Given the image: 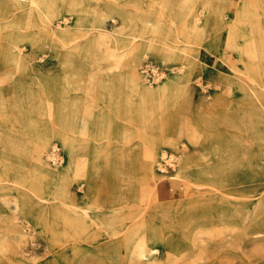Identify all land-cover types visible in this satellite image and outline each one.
<instances>
[{
  "label": "rangeland",
  "instance_id": "obj_1",
  "mask_svg": "<svg viewBox=\"0 0 264 264\" xmlns=\"http://www.w3.org/2000/svg\"><path fill=\"white\" fill-rule=\"evenodd\" d=\"M1 1L0 264H264V0Z\"/></svg>",
  "mask_w": 264,
  "mask_h": 264
},
{
  "label": "bare ground",
  "instance_id": "obj_2",
  "mask_svg": "<svg viewBox=\"0 0 264 264\" xmlns=\"http://www.w3.org/2000/svg\"><path fill=\"white\" fill-rule=\"evenodd\" d=\"M3 2L0 0V5H2ZM163 14H165V16L168 18L169 22H167V27H170V29L175 28V23L177 22L175 19V12H167L166 11H161ZM199 21V19H197ZM51 23V22H50ZM169 23V25H168ZM174 25V26H173ZM57 33H54L53 35H55ZM56 36V35H55ZM59 37L63 38V35L60 34ZM61 38V39H62ZM216 41V39H215ZM221 41V40H220ZM218 49V48H217ZM156 51H158V55L161 56V58L165 61H168L172 58L173 56V52L168 48V45L166 43H161V45H158V47H156ZM215 51V50H214ZM218 51V50H217ZM14 56L16 57V59L20 62H22V56H21V52L18 50H14L13 51ZM141 55V50L140 47L137 45V59L139 58V56ZM191 63V62H189ZM141 69V68H140ZM137 70L135 69V67H133L131 69V79L133 84L137 85V89L140 90V92L144 95V96H149L152 98H160L164 95L166 96H170L173 95L175 97H183V96H187L189 97V93H190V87H189V80L190 77L188 74L183 73L181 70L179 71H175V73H173L171 79L167 82H161V84L157 87L152 86V84H145L146 79H148L145 76H140V74H138V72H136ZM143 74V72H142ZM244 82L247 81L246 78L242 79ZM147 83V82H146ZM160 83V82H159ZM171 87L174 89V91H171ZM229 88H235V89H240V91L242 90V92H244L245 87L242 84V82H237L235 81L234 83H231V86ZM250 89V88H249ZM191 104H186L187 107H190ZM231 120V118H230ZM228 122V121H227ZM230 126V124H229ZM232 126V125H231ZM234 126V125H233ZM238 130V129H237ZM197 138V136H193L192 137ZM152 157V161H153ZM81 159V158H80ZM189 163H187V167H188ZM83 166V164L78 163L77 164V170H81L80 167ZM213 173V172H212ZM51 177H55L58 179H61L62 174L59 173V171L57 172H52L50 174ZM79 189H82L85 191V193L89 194L92 192L93 185H92V181H91V176L89 174H87V179L80 182L79 184ZM86 188V189H85ZM69 197V196H68ZM78 215H81V213L79 211H75ZM137 257H147V252L144 249H138L135 251Z\"/></svg>",
  "mask_w": 264,
  "mask_h": 264
},
{
  "label": "built area",
  "instance_id": "obj_3",
  "mask_svg": "<svg viewBox=\"0 0 264 264\" xmlns=\"http://www.w3.org/2000/svg\"><path fill=\"white\" fill-rule=\"evenodd\" d=\"M141 72L144 74L146 73V76L150 81L153 83L157 82L160 79H163L167 73H169V69L167 67H164L160 63L154 62L150 59H146L142 64H141ZM194 84L198 89H204L205 84L202 82L200 77L195 79ZM54 148H56L54 146ZM52 148V162L57 164L61 162L62 160V155L60 154V149L58 148L57 150Z\"/></svg>",
  "mask_w": 264,
  "mask_h": 264
}]
</instances>
